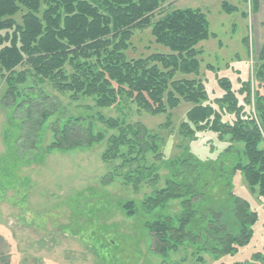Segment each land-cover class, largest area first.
<instances>
[{
    "label": "trees",
    "instance_id": "1",
    "mask_svg": "<svg viewBox=\"0 0 264 264\" xmlns=\"http://www.w3.org/2000/svg\"><path fill=\"white\" fill-rule=\"evenodd\" d=\"M244 1L250 3L255 14L264 2ZM168 2L0 0V76L7 83V97L18 102L30 119L38 114L37 124H32L38 129L55 114L57 107L46 102L50 98L46 93L41 100L34 101L31 96L20 101L19 86L26 82L27 70L18 68L24 64L30 65L41 80L48 79L56 90L71 93L74 100L93 97L97 106L111 107L127 98L151 115L169 114L161 127L170 124L171 111L182 101L190 103L180 133L197 141L198 133L212 132L229 145L217 153L214 149L189 148L167 162L170 173L165 186L146 196L141 207L145 213L157 215L145 223L155 254L167 256L191 244L199 253L220 260L237 254L252 242L260 218L250 201L235 191L236 177L243 176L264 201V42L254 74L247 80L237 76V82L242 84L238 90L232 77L221 76L219 67L207 65V70L215 72L221 91L215 90L217 96L211 101L207 82L201 77L203 52L197 46L216 35L201 8L165 11L163 5ZM221 9L227 14L239 12V7L227 0L222 1ZM159 10L160 16L154 19ZM147 27L151 28L155 43L169 52L129 58L127 51L135 30ZM247 40L243 43L247 44ZM238 95L244 96L243 103ZM246 105L251 107L248 113ZM226 114L233 115L234 120L224 121ZM99 120L118 130V134L107 139L109 147L103 154L104 160L135 154L131 160L138 162L145 159L148 150L159 151V134L144 125L103 115ZM86 121V117L71 116L50 122L52 139L47 151L90 147L104 140L105 135L94 132L93 124ZM139 177L136 183L142 181ZM220 183H224V190L216 198L214 191ZM175 199L180 200L178 214H156ZM122 206L127 215L137 213L132 200ZM238 264H264V251Z\"/></svg>",
    "mask_w": 264,
    "mask_h": 264
},
{
    "label": "rangeland",
    "instance_id": "2",
    "mask_svg": "<svg viewBox=\"0 0 264 264\" xmlns=\"http://www.w3.org/2000/svg\"><path fill=\"white\" fill-rule=\"evenodd\" d=\"M222 1L169 0L163 5L165 11L192 7L206 13L210 30L216 36L197 47L203 52L201 77L207 82L211 101L220 88L215 72L207 70V65L219 67L221 76L232 77L238 90L242 84L237 82V76L247 80L254 74L264 41V12L255 14L244 0H227L239 7V12L227 14L221 9ZM160 11L154 19L160 16ZM245 38L247 44L243 43ZM154 52L167 53L169 49L155 43L150 27L135 30L128 57L140 58ZM227 65L239 71L236 73ZM20 70H27V80L19 86L20 101L31 96L34 101L41 100L46 93L50 96L46 102L57 108L40 129L35 128L32 124H37L38 114L33 120L27 117L18 102L13 103L7 97V83L0 76V264H238L264 251V201L241 175L236 177L233 187L260 215L248 246L220 260L199 253L191 244L167 256L151 250L152 236L145 223L157 215L145 213L141 203L165 186L170 173L167 162L182 156L189 148L214 149L217 153L229 145L212 132L198 133L197 141L180 133L190 103L182 101L171 111L170 124L161 127L169 114L151 115L127 98L111 107L97 106L93 97L80 96L74 100L71 93L56 90L48 79L41 80L30 65L24 64ZM238 97L243 103L244 96ZM245 109L248 113L251 107L246 105ZM101 115L128 124L139 123L159 134V151L148 150L145 159L138 162L131 160L135 154L104 160L103 154L109 147L107 139L118 134V130L101 122ZM71 116L86 117V123L90 121L94 132L103 133L105 139L90 147L47 151L52 139L50 122ZM223 120L232 122L234 116L226 114ZM121 151L125 152L124 148ZM137 177L142 181L136 183ZM224 186L220 183L214 191L216 198L223 193ZM130 200L137 206V213L131 216L122 206ZM180 210V200L175 199L156 214L175 216Z\"/></svg>",
    "mask_w": 264,
    "mask_h": 264
},
{
    "label": "crops",
    "instance_id": "3",
    "mask_svg": "<svg viewBox=\"0 0 264 264\" xmlns=\"http://www.w3.org/2000/svg\"><path fill=\"white\" fill-rule=\"evenodd\" d=\"M264 12V2L261 4V7H260V10H259V12H258V14H261V13H263ZM264 42V41H263ZM262 42V43H263Z\"/></svg>",
    "mask_w": 264,
    "mask_h": 264
}]
</instances>
